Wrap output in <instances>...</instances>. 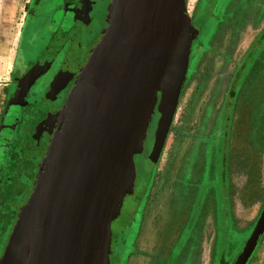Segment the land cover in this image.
I'll list each match as a JSON object with an SVG mask.
<instances>
[{
  "label": "water",
  "instance_id": "water-1",
  "mask_svg": "<svg viewBox=\"0 0 264 264\" xmlns=\"http://www.w3.org/2000/svg\"><path fill=\"white\" fill-rule=\"evenodd\" d=\"M187 0H111L107 25L55 112L3 264H109L110 224L136 177L134 153L163 92L158 152L176 109L196 26ZM156 154V155H157ZM115 216V217H114ZM264 230L260 215L234 264Z\"/></svg>",
  "mask_w": 264,
  "mask_h": 264
},
{
  "label": "rangeland",
  "instance_id": "rangeland-1",
  "mask_svg": "<svg viewBox=\"0 0 264 264\" xmlns=\"http://www.w3.org/2000/svg\"><path fill=\"white\" fill-rule=\"evenodd\" d=\"M223 2L224 0H187L186 2L187 13L197 32L192 38L186 63L185 85L179 95L168 133L166 132L160 151L153 161L148 159L146 152L149 151L157 130L164 96L162 90L156 92L158 101L149 118L145 139L133 156L137 167L133 187L125 194L118 215L114 216L110 224L112 241L108 256L110 259L114 257V264H176L181 259V255L176 253L174 245L179 239H181L180 243L186 240L187 229L189 226L193 228V221L195 228H200L198 232L201 236L198 237L202 243L201 262L207 260L215 222L221 225L216 227L217 230L215 229L217 231L215 239L218 244L222 243L223 227L229 222V234L235 237L230 249L236 254L242 249L262 208L264 182H261V176L264 175L262 174L264 165L262 164L261 167L260 162L261 159L264 162V61H262L263 65L259 63L257 71L263 68L260 72L256 71V75H253L255 69L250 63L245 64L247 68L242 70L243 87L238 90L236 109L232 115H235V118L231 120L233 129L228 144L230 153H227L230 154L231 162L232 155L241 156L242 160L231 163L229 198L225 200L221 191L220 186L225 185L223 181L202 179L206 169H215L219 173L222 171L221 165L215 160L217 156L219 160L221 157L219 146L212 142L214 138L216 140L218 138V127L223 125L225 115L231 114L230 108L226 113L220 114L219 111H222V101L225 100L226 104L227 101H232V98L224 96V91L232 81V75L239 63V55L241 57L244 51V44L250 43L254 35L252 33L251 36L250 32L246 31L249 29H245L246 24L251 22V12L245 5H250L252 0H233L231 7L223 13L226 22L222 26H226L232 19L235 22L241 19L242 24L245 25L242 27L241 48L228 50L224 40H221L226 37L228 27H223L217 35L215 34V21L222 12ZM243 3L244 7L241 6ZM24 4L25 0H0V26L2 25L0 37H3L4 48L3 58L0 60V92L19 36ZM263 26L264 19L255 26L254 33H258ZM202 50L205 51V56L199 59L202 58L200 54ZM212 56H215L214 60L217 61L212 64L215 65L214 67H209L207 63ZM219 62H225L226 65L223 66L222 63L220 65ZM185 105L189 107L187 115L190 124L186 129L189 131V137L182 138L190 142L189 155L194 148L196 150L197 156L192 159L196 158L197 162L201 161L203 165L195 167V173L190 178L180 179L183 174L179 167L180 162L177 164L172 161L173 158L172 160L167 158V152L173 139L174 141L177 139L170 132V128L182 125L180 116ZM197 121L200 127L196 129ZM225 126H228L227 122ZM191 141H195V147ZM208 155L213 160V162L210 160V165L206 159ZM253 164L257 167L254 168ZM238 168L244 169L249 179H254L253 182L247 183L242 175L237 178L234 173L239 171ZM249 169L258 171L255 178L250 177ZM244 178L246 179L245 176ZM214 185L220 188H214ZM228 199L232 207L231 216L222 213ZM138 224L139 230H137Z\"/></svg>",
  "mask_w": 264,
  "mask_h": 264
},
{
  "label": "flooded vegetation",
  "instance_id": "flooded-vegetation-1",
  "mask_svg": "<svg viewBox=\"0 0 264 264\" xmlns=\"http://www.w3.org/2000/svg\"><path fill=\"white\" fill-rule=\"evenodd\" d=\"M110 1L25 0L19 36L0 97V264L5 263L4 252L6 253V244L19 211L18 206L27 200L48 146L54 129L53 115L62 106L92 45L107 25L106 15ZM232 1L224 0L221 4L222 12L215 21V34L217 35L223 27H228L226 37L221 40H224V45L228 50L233 48L238 50L241 48L242 27L245 24H242L241 19L236 22L232 19L226 26H222L226 22L223 13L231 7ZM241 6L244 7V3ZM245 7L251 12V22L246 24L245 29H249L246 31H249L251 36L252 33L254 35L250 43L244 44V51L241 57L239 55V63L232 75V81L224 91V96L232 98V101H227V104L224 103L225 100L222 101V111L219 113H226L230 108L231 115H225L223 127H218V138L213 140L219 146V153L222 156L229 152V137L233 129L231 120L235 118V115H232L236 109L238 90L243 87L241 84L244 80L241 76L242 70L250 63L255 69L253 75H256L259 63L264 61V26L259 29L258 33H254L255 26L264 19V0H252V3ZM200 52L202 58L199 56V59H203L205 51ZM214 59L215 56H212L208 60L209 67L215 66L212 64L217 59ZM219 63L226 65L225 62ZM262 68L257 72H260ZM184 85L185 79L179 95ZM188 110L189 107L185 105L181 112V120L187 115ZM226 122L228 126H225ZM195 125L196 129L200 127L199 123ZM155 137L154 135L150 149L146 152L147 157L153 152ZM174 140L166 152L169 157L175 152H181L182 172L185 167L188 169L202 167L203 162L198 163L196 158L193 167L186 162L188 157L184 155L188 154L190 149V142H186L187 139L179 137L176 141ZM191 142L195 147V141ZM194 152H196L195 148L192 153ZM223 190L221 187V191ZM225 191L229 192L230 188L226 187ZM226 204L222 212L225 216L230 215L232 209L229 202ZM260 212L261 210L252 229ZM192 223L193 228L189 226L187 229L186 240L180 243L181 239H179V242L174 245L176 253L181 255V259L176 261V264L235 263L240 251L233 254L230 249L235 237L229 234V222H226L223 227L221 244L216 242L217 231L214 226L212 227L213 237L205 262L200 261L202 247L198 237L201 236L198 232L200 228L196 229L194 221ZM113 258H109V264H114Z\"/></svg>",
  "mask_w": 264,
  "mask_h": 264
},
{
  "label": "crops",
  "instance_id": "crops-1",
  "mask_svg": "<svg viewBox=\"0 0 264 264\" xmlns=\"http://www.w3.org/2000/svg\"><path fill=\"white\" fill-rule=\"evenodd\" d=\"M0 27L2 28V25ZM3 51H4V48H3V37H0V60H2V58H3ZM9 69H10V67H9ZM8 72H9V70H8ZM7 77H8V74H7ZM7 77L4 78V81H3L4 83H2V86H1V92H2V87L4 86V84H5L6 80H7ZM1 92H0V97H1ZM197 123H198V121H197ZM215 155L217 156V154H215ZM181 156H182L181 152H179V153L175 152V154H172L170 157L168 155L167 158H170L171 160L173 158L172 161H175L177 164H179L178 162L181 163ZM184 156H186V158L188 156H190V158H187L186 162L189 163L193 167V163H194V161L196 159L193 160L192 158L197 156V154L195 152L194 153L191 152L190 155L188 153V154H185ZM220 156H221L220 160H219L218 156L216 157L217 159H215V156H214V159L216 160V162L218 164L221 165V167H222L221 170L222 171L219 173L215 169H212V170L211 169H206L205 171L203 170L205 176L202 177V179H203V181H207V180H210V179H216V181H218V179H220L221 181H223L225 183V185L220 186V187H223V189H224L222 192H223V196H224V198L226 200V198L227 197L229 198V196H230V193H229L230 191L226 193L225 188L227 187V189H228V188L231 187V185H230V177H229V174L231 172V170H230V166L231 165H230V159H229L230 158V154L229 155L226 154L225 156H222L220 154ZM206 159L208 160V163L210 165V160H212V159L209 158V155L207 156ZM212 162H213V160H212ZM260 163H261L260 166L262 167V164L264 165V162H263L262 159H261ZM179 167H180V170H182L181 166H179ZM185 169H186L185 171L183 170L185 173L182 172L183 174H181V178L180 179L190 178V176L195 173L194 172V170H195L194 168L188 169V168L185 167ZM259 170H261V169H259ZM206 172H207V174H205ZM262 174H264V173H262ZM261 182H264V175L261 176ZM216 187H218V186L214 185V188H216ZM220 187H218V188H220ZM225 195H227V196L225 197ZM227 202H229V199H228ZM262 202H263V197H262ZM229 204H230V202H229ZM251 231H250V233H251ZM244 264H264V230L258 236L256 244H255L253 250L251 251V253L249 254V256L247 257V259H246Z\"/></svg>",
  "mask_w": 264,
  "mask_h": 264
},
{
  "label": "trees",
  "instance_id": "trees-1",
  "mask_svg": "<svg viewBox=\"0 0 264 264\" xmlns=\"http://www.w3.org/2000/svg\"><path fill=\"white\" fill-rule=\"evenodd\" d=\"M259 108V107H258ZM256 109H257V107H256ZM189 111V110H188ZM189 124H190V121H189V119H188V115H186L184 118H183V120H182V125H179V126H172L171 128H170V132H172L174 135H175V137L176 138H178L179 139V137H189V131H186V129H187V127L189 126ZM212 143H214V142H212ZM158 148L156 147V146H154V148H153V152H152V154H150L149 156H148V159L149 160H153L154 161V157L156 156V154H157V152H158V150H157ZM210 150H211V148H209ZM231 158H233L232 159V162H231V159H230V165H231V163L233 164V163H235V162H239V161H241L242 160V157L241 156H238V155H232L231 156ZM135 162V161H134ZM259 162V161H258ZM261 164V163H260ZM254 168H256L257 167V165L255 166L254 164L252 165ZM137 168V167H136ZM238 170L239 171H241V172H237V173H234V174H236L237 175V178H240V176L242 175L243 176V180H247L248 182L247 183H252L253 182V180L250 178L249 179V176H248V174L246 173V171H244V169L242 170V168H238ZM251 172V176L250 177H253V178H255V174H257L256 172H258V171H254V170H252V169H249ZM259 170V169H258ZM235 172V171H234ZM231 173V172H230ZM247 175V176H246ZM244 176L246 177V179L244 178ZM234 176H232V178H233ZM247 177H248V179H247ZM218 226H221L218 222H215V225H214V228L216 229V227H218ZM217 230V229H216Z\"/></svg>",
  "mask_w": 264,
  "mask_h": 264
}]
</instances>
